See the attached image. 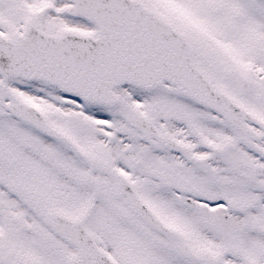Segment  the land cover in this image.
Segmentation results:
<instances>
[{
    "label": "snow or ice",
    "instance_id": "6c2138e0",
    "mask_svg": "<svg viewBox=\"0 0 264 264\" xmlns=\"http://www.w3.org/2000/svg\"><path fill=\"white\" fill-rule=\"evenodd\" d=\"M0 264H264V0H0Z\"/></svg>",
    "mask_w": 264,
    "mask_h": 264
}]
</instances>
